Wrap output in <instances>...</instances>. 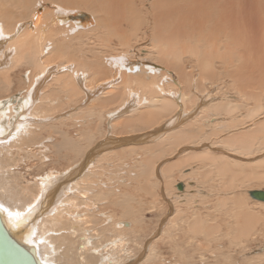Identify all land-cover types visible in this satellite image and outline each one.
Returning a JSON list of instances; mask_svg holds the SVG:
<instances>
[{"label":"bare ground","instance_id":"obj_1","mask_svg":"<svg viewBox=\"0 0 264 264\" xmlns=\"http://www.w3.org/2000/svg\"><path fill=\"white\" fill-rule=\"evenodd\" d=\"M149 9L145 16L133 0H0V205L8 210L0 219L36 264H150L163 234L179 264H194L192 245L206 261L210 240L225 236L244 250L264 227V215L248 206L249 198L263 208L264 201L237 193L244 180H264V61H256L264 56V0H152ZM142 36L149 39L139 51L152 64L136 57ZM20 68L27 75L15 79ZM224 75L242 101L204 92ZM65 104L71 113L56 115ZM247 121L249 133L237 132ZM61 160L62 168L47 169ZM196 161L204 166L185 172ZM201 188L216 189L220 215L199 211L211 195ZM142 195L151 209L165 212L161 197L169 211L175 206L156 222L148 254ZM229 212L235 221L222 232L218 222ZM180 230L191 234L185 246ZM254 256L248 263L261 264L264 255Z\"/></svg>","mask_w":264,"mask_h":264},{"label":"rangeland","instance_id":"obj_2","mask_svg":"<svg viewBox=\"0 0 264 264\" xmlns=\"http://www.w3.org/2000/svg\"><path fill=\"white\" fill-rule=\"evenodd\" d=\"M42 1L43 0H39V2H41V3H42ZM151 1L152 0H133V2L135 3L136 8H140L145 16H151L150 15L151 11L149 9ZM251 1H254V0H251ZM48 7H49V5L47 6V3H43V7L41 6L42 9H46ZM253 7L255 8L256 5H254ZM248 16H249V18L250 17H254V16H256V12L252 11V14L248 15ZM122 26H123V28H126V29L129 28V24L126 21H124L122 23ZM140 28L145 29V23L144 22L142 24H140ZM147 30H151V28H149ZM228 30H230V28H228ZM254 32L255 31L252 30V31H250V33H246V34L253 35ZM227 33H230V32H227ZM257 35H259L260 37L263 36V31L262 30L256 31V36ZM148 39H149L148 36H142L140 38L139 42H135L134 43V47H135L134 49H135V51H137L136 57L139 58V59H142L145 62V65H148V63L152 64V62L154 61L151 57H149L148 55H146L144 53L145 51H139L141 48L144 47V45H145L146 41H148ZM116 40H117L116 38H113V41L115 43H116ZM214 57H216V56H214ZM214 57H210V60L214 59ZM256 61H257V63L258 62L261 63V62L264 61V56H262V51L259 54H257ZM183 63L185 65H187V67H190V66L194 67L196 65V63H194L192 60L190 62L188 59H185L183 61ZM213 63H214V69L215 70H217V71H219L221 73L224 72V68L225 67H224L223 62L220 59L215 58L213 60ZM188 69H190V68H188ZM163 74L166 75L165 72H163ZM169 74H171V73H169ZM26 75H27V71H25L22 68H20L19 70L14 72V76H15L14 78L15 79L19 78V77H24V76L26 77ZM167 77H168L167 80L170 81V76H167ZM175 79L177 80L176 76H175ZM17 88H18V83L16 82L15 85L13 86V88H12V94H11V95L16 96V98H18L20 95L23 94V90L17 91ZM218 88H220V90H218ZM205 90H207V91H204V92H210L212 97H216V95L221 97V96L225 95V93L223 91H229L230 94L232 95L231 98L234 101H236V102L242 101V99H240L238 97V95L236 94V91H234L233 81H232L231 77H229L228 75H224V82L222 84H219L217 81H214L211 85L207 86ZM252 104H253L252 101L249 100L247 105H246V107H250ZM242 111H244V109ZM70 113H71L70 108H68L66 106V104H65V106L62 109H59L57 111L56 115L63 117V115H68ZM195 114H196V112L194 113V115ZM235 116H236V119H237L236 121H238V119L241 118L242 114H237V115L235 114ZM66 121H67V119H59V120L56 119L54 121V124H62V123L65 124ZM227 121L230 123V119L229 118L227 119ZM251 123H252V121H247L246 123L240 125L238 127L239 129L237 130V132H242V133L243 132H247V133H249L248 131L250 129H252V124ZM63 127H65V125H61L59 128H63ZM69 132H70V135H75L76 134V129L71 127ZM48 135H51L50 137H53L54 139L58 140V137L57 136H53L51 134V132H48L47 136ZM225 135H227V134H225ZM33 151H37V150H33ZM61 153H63V152H61ZM138 154H141V152L139 151ZM254 154H255V152H254ZM65 164H66V161L61 160L59 163H54L53 165L47 166V169L49 167H53L54 169H56V168L60 169ZM203 166H204V163H200V162L196 161V162L191 163L190 167H188L189 169H185V172H190L191 170H192L191 172H194V171H197V170L201 169ZM42 169H45V168H42ZM36 172H38L37 169H34V170H32L31 174L34 175V174H36ZM178 175H179V173H177L175 175V179L170 180L172 182V184H174V182L178 180ZM26 177L30 178L29 176H26ZM194 181L196 182V180H194ZM178 184L182 185V183H178L177 182L175 184V186H174L175 189H176V187L178 188ZM182 188H183V186H182ZM182 188H180V190L178 188V190L179 191H183ZM190 188L191 189H195L196 187H190ZM125 189L128 190L127 187H125ZM201 189H205L203 191V193L206 194V195H207V192L210 193V190L208 188H201ZM249 189L250 190H253V189L264 190V180H256V179L244 180L243 185L237 190L238 191L237 193L239 195H241L242 198L245 200L244 196L249 198V195L247 194L248 193L247 191ZM174 192H177V191L174 190ZM215 193H216V189H213V193H210L211 195L206 200H203L202 202H200L202 204L199 203V205H198L199 211L203 215H205V214H210V215H213V216L220 215L219 214L220 212H215V211H213L214 209L212 208V206L214 204V201H215ZM137 194L141 195L139 193V191L137 192ZM135 196L139 197L137 195H135ZM141 197H144L143 201L145 202V204L142 205L141 215L148 219L147 222H146L147 225H146V227L144 228V230H143V232L141 234L143 236L142 239L144 238V240L141 239V241L144 242L145 240H147V245H149V247L146 246V248L144 250V253L148 254L149 251H150V242H151V239L149 240V237H150V235L152 234V232L156 228V222L158 220H160L163 216H164L163 218H165V217L167 218L170 215V213H171L170 211L172 210V212H173L175 210V206L173 205V202L171 201L172 207H171V210L169 211L170 199H169V203H168L166 201H163V199L161 197L160 201H162L163 206H164V211H165V212H161L158 209H154V208L151 209L150 208L149 204L147 203V201L150 200L149 196L142 195ZM170 198H172V197H170ZM251 200L252 199L249 198V202H248L249 209L253 210V212H255V213L259 212L263 216L264 215V208L263 207H259V205L253 204V202H251ZM180 205H181V207L185 208V203H181ZM177 206H179V204H177ZM111 210H113V209H111ZM114 212L118 216L121 213V211H119V210H115ZM234 221H235V219H234V217H231L230 212L227 213V214L223 213L221 215V218H220L219 222H218L221 225V231L225 232L228 229H231ZM163 222H164V225H165L167 220L164 219ZM164 225H161V227H160L161 229L160 230H162ZM261 226H262V224L261 225H257V228L260 230L259 232H257V234L253 233L252 236L249 235L248 240H246L245 244H244V246H247V248L244 249V250H242L243 246L240 243H237V242L234 243L233 241H232L233 242L232 243L231 239H229V238H227L225 236H222V237L220 236L218 238L216 237L215 238L216 240L215 239L210 240V244L208 243L209 247H207L203 251L204 256L207 257L206 261H205V259H200L199 252L201 250L197 249V247L195 245H192L193 247H191L190 251L194 254V264H212V263H215V264H229V261L227 262L226 260H224L223 257L220 254L228 255L229 260H231V256H232V260L235 262V264H250V263H248V260L250 258L255 257L254 254L264 255V227H261ZM152 236H154V235H152ZM167 236L168 235H164V234L161 236L162 238L164 237V240H166V241L162 240V238L157 240V241H155V244H154L155 252L153 253V256H154L155 259L153 261H151L150 264H179L180 263L178 255L174 252L172 246L168 243V241L166 239ZM190 237H191V234H188L186 232H181V230L179 232H176V239L178 240V242H179V244L181 246H185L186 241H188ZM199 239L203 241L202 237L199 238ZM135 247L136 246H134V248L131 247L132 248V255H134L135 253L136 254L138 253L137 251H138L139 248H138V246L136 248ZM186 249H188L187 251H189L190 247H187ZM208 251H209V253H208ZM133 252H134V254H133ZM255 252H257V253H255ZM230 254H232V255H230ZM260 261L262 262L261 264H264V257ZM253 262H255V261H253ZM253 262L251 264H256V263H253ZM258 264H260V263H258Z\"/></svg>","mask_w":264,"mask_h":264},{"label":"water","instance_id":"obj_3","mask_svg":"<svg viewBox=\"0 0 264 264\" xmlns=\"http://www.w3.org/2000/svg\"><path fill=\"white\" fill-rule=\"evenodd\" d=\"M157 132V131H155ZM148 133L138 134L130 141H140L148 137ZM178 188H182L178 184ZM250 197L264 201V190H249ZM0 264H36L35 259L28 254L27 250L13 240L6 232L0 219Z\"/></svg>","mask_w":264,"mask_h":264},{"label":"snow or ice","instance_id":"obj_4","mask_svg":"<svg viewBox=\"0 0 264 264\" xmlns=\"http://www.w3.org/2000/svg\"><path fill=\"white\" fill-rule=\"evenodd\" d=\"M0 211H5L7 212L8 210L3 207V205H0ZM9 215H12V213H9ZM16 215H19L18 213Z\"/></svg>","mask_w":264,"mask_h":264}]
</instances>
